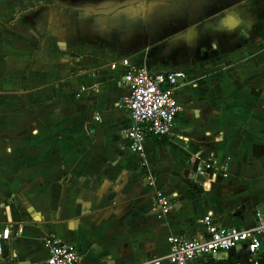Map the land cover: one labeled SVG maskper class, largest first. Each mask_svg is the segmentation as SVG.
<instances>
[{
  "label": "crops",
  "instance_id": "0c3cea01",
  "mask_svg": "<svg viewBox=\"0 0 264 264\" xmlns=\"http://www.w3.org/2000/svg\"><path fill=\"white\" fill-rule=\"evenodd\" d=\"M65 1L120 7L94 15L57 5ZM122 58L187 75L166 145L146 143L173 206L164 218L121 134L130 92L110 64ZM196 151L219 168L197 184L188 177ZM258 211L264 0H0V228L22 231L0 264H45L52 235L75 244L81 264H145L168 254L169 236L203 235L208 215L247 228ZM245 259L239 248L193 264Z\"/></svg>",
  "mask_w": 264,
  "mask_h": 264
},
{
  "label": "built area",
  "instance_id": "2783aa9c",
  "mask_svg": "<svg viewBox=\"0 0 264 264\" xmlns=\"http://www.w3.org/2000/svg\"><path fill=\"white\" fill-rule=\"evenodd\" d=\"M110 67L112 70L124 69L123 82L130 93L123 103L129 111L130 124L122 129L121 134L129 141L131 152L139 156L142 168L147 170V185L155 195L159 218H164L173 211V206L160 187L158 176L148 168L146 143L150 139L172 135L176 119L183 111L177 93L188 85L187 75L183 71L155 72L130 58L114 61ZM188 163L191 168L189 180L196 184L219 169L214 154L205 156L201 151L191 153ZM255 219L251 227H227L215 223L213 217L208 215L201 220L205 227L203 235L193 239L171 235L167 239L168 254L148 260L145 264H193L196 259H208L215 254L239 248H243L246 253L245 263L263 264L264 214L258 211ZM21 233V230L13 231L11 226L0 228V259L5 257V244L19 238ZM45 246L48 251L45 264L82 263L78 247L56 235L47 238Z\"/></svg>",
  "mask_w": 264,
  "mask_h": 264
},
{
  "label": "water",
  "instance_id": "95a60500",
  "mask_svg": "<svg viewBox=\"0 0 264 264\" xmlns=\"http://www.w3.org/2000/svg\"><path fill=\"white\" fill-rule=\"evenodd\" d=\"M57 5L61 7L62 9H70L73 11H86V12H91L94 15H104V16L114 13L120 7L119 5H117L116 8L114 7L112 9H107V10H98L92 6L79 5L76 3L69 2V1L61 2V3H58Z\"/></svg>",
  "mask_w": 264,
  "mask_h": 264
},
{
  "label": "rangeland",
  "instance_id": "374dc122",
  "mask_svg": "<svg viewBox=\"0 0 264 264\" xmlns=\"http://www.w3.org/2000/svg\"><path fill=\"white\" fill-rule=\"evenodd\" d=\"M177 127H176V133H178V134H180L181 133V130H180V128H181V121H179V119H178V121H177ZM171 177V179H173V177L172 176H170Z\"/></svg>",
  "mask_w": 264,
  "mask_h": 264
},
{
  "label": "trees",
  "instance_id": "16d2710c",
  "mask_svg": "<svg viewBox=\"0 0 264 264\" xmlns=\"http://www.w3.org/2000/svg\"><path fill=\"white\" fill-rule=\"evenodd\" d=\"M160 145H166V143H167V140H166V138H164L163 140H161V141H159L158 142ZM148 186V185H147ZM150 189V188H149Z\"/></svg>",
  "mask_w": 264,
  "mask_h": 264
},
{
  "label": "flooded vegetation",
  "instance_id": "af4514ba",
  "mask_svg": "<svg viewBox=\"0 0 264 264\" xmlns=\"http://www.w3.org/2000/svg\"><path fill=\"white\" fill-rule=\"evenodd\" d=\"M138 63V62H137ZM138 64H140V63H138ZM140 65H142V64H140ZM146 66V65H145ZM148 67V66H147ZM149 68V67H148ZM152 70V69H151Z\"/></svg>",
  "mask_w": 264,
  "mask_h": 264
}]
</instances>
